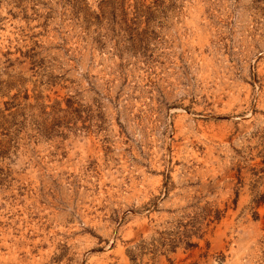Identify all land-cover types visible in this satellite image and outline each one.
Instances as JSON below:
<instances>
[{"label":"rangeland","instance_id":"374dc122","mask_svg":"<svg viewBox=\"0 0 264 264\" xmlns=\"http://www.w3.org/2000/svg\"><path fill=\"white\" fill-rule=\"evenodd\" d=\"M0 264H264V0H0Z\"/></svg>","mask_w":264,"mask_h":264}]
</instances>
